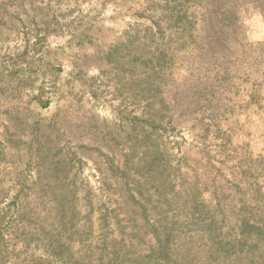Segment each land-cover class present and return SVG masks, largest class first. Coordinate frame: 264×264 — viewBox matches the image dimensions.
I'll use <instances>...</instances> for the list:
<instances>
[{
	"label": "rangeland",
	"instance_id": "374dc122",
	"mask_svg": "<svg viewBox=\"0 0 264 264\" xmlns=\"http://www.w3.org/2000/svg\"><path fill=\"white\" fill-rule=\"evenodd\" d=\"M227 1L232 37L179 73L151 162L133 146L145 57L184 0H0V264H135L148 223L192 203L261 236L238 264L264 261V21Z\"/></svg>",
	"mask_w": 264,
	"mask_h": 264
},
{
	"label": "trees",
	"instance_id": "16d2710c",
	"mask_svg": "<svg viewBox=\"0 0 264 264\" xmlns=\"http://www.w3.org/2000/svg\"><path fill=\"white\" fill-rule=\"evenodd\" d=\"M181 5L172 22L174 31L163 36L157 43L149 45L145 57L149 66L143 72L145 87L141 88L147 113L146 116L133 117L136 133L133 146H142L143 143L140 155L152 157L151 162L157 161V157L164 154L160 133L164 124L159 119L172 107L173 96L179 87V73L192 75L191 67L187 66L190 64L189 59L198 51L206 36L212 37L211 40H204L208 49H211L212 43L223 45L229 42L234 22L238 20L237 11L227 0H184ZM256 10L264 21V0H260ZM140 57L141 55H137L135 58L139 60ZM184 64L186 67L183 70ZM163 167L167 170L170 165L164 162ZM195 205L192 203L190 216L180 218L163 213L151 223L147 222L151 240L144 249L130 252V262L217 264L222 261V264H238L247 253L248 247L259 244V234L253 237L243 229L233 233L223 226L224 220L218 219L212 213L198 210ZM246 221L247 218H243L242 224ZM199 243L207 247L204 261H201L197 250ZM258 264H264V261Z\"/></svg>",
	"mask_w": 264,
	"mask_h": 264
}]
</instances>
